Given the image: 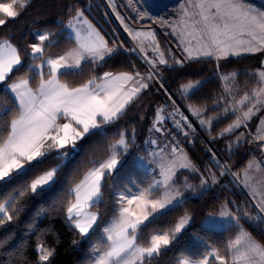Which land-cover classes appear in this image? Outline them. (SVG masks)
Wrapping results in <instances>:
<instances>
[{"label": "trees", "instance_id": "obj_1", "mask_svg": "<svg viewBox=\"0 0 264 264\" xmlns=\"http://www.w3.org/2000/svg\"><path fill=\"white\" fill-rule=\"evenodd\" d=\"M113 1L122 12L128 13L136 21L126 4L127 0ZM121 2L124 5H120ZM76 10H82L88 16L109 46L115 41L119 53L99 66L82 63V74L60 76L62 83L78 87L93 76H102L104 72H139L141 76H145L144 74L150 71L106 11L103 0H31L18 17L8 19L5 25L0 26V41L8 40L17 48L25 65L20 71L14 68L9 79L0 83V103L11 106V94L7 91V85L25 75H31L27 71L28 65L41 63L30 56L31 45L40 43L39 35L35 32L37 29L51 34L43 45L45 57L62 55L75 46V43L67 38L65 25ZM156 36L160 51H164L169 58L167 64L156 65V68L188 111L189 106H192L201 110L200 117L211 118L209 126L201 125V120L189 111L226 159L230 169L241 174L242 181L243 170L249 162L262 157L263 141L253 138L247 126L243 124L231 133H224V129L239 117L238 112L232 109L233 100H240L246 92L251 94L252 89L258 87L254 73L257 68L262 67L260 61L264 52L230 57L220 64L212 58L187 60L173 34H166L158 29ZM171 51L174 56H170ZM221 71L236 73L230 83V91H227L222 81ZM198 78L203 79V83L192 93L185 95L182 85ZM38 82L37 76L31 84L32 87L35 88ZM147 82L149 87L125 108L117 121L103 125L102 132L91 133L78 140L75 150L71 146L64 150L53 149L45 157L39 158L41 162L34 161L31 166H26L30 167L27 174L17 176L9 184L0 182V203L10 196H15L16 203L12 208L19 209L14 213L10 208L9 213L13 215V220L0 225V264H38V248L41 245L54 250L50 264H90L94 259L95 249L105 248L101 239L102 229L118 214L119 194H137L152 183L155 173L137 165L135 155L148 152L145 141L156 119V112L163 104H167L170 98L156 78ZM12 115L14 113L10 112L7 119H11ZM161 115L163 116V112ZM120 133L125 134L130 149L128 153L120 155L119 168L102 181V203L90 207L98 214L96 226L87 237H83L67 219L66 209L71 199L67 193L92 167L109 157L111 145L119 140ZM184 150L197 165V171H177L174 182L183 192L184 200L170 210L163 211V215L158 214L159 219L143 229V238L138 240V243L146 245L154 231L173 228L185 214L190 216L191 224L177 234L168 248L153 258L151 264H180L183 259L201 260L208 256L211 249L218 250L221 256L229 257L228 244L236 237L240 227L232 225L217 230L202 223L207 215L219 214L226 203L237 208L243 226L264 245V219L255 220L256 207L251 198L229 174L221 176L218 168L213 166V153L199 134L194 144L184 147ZM60 152H67L68 155H58ZM52 168H58V171L50 186H45V191L26 193L22 198L16 196L17 191L24 190L33 179ZM209 169L216 174L217 183L209 184L208 179V184L201 188V176L207 178ZM157 194L154 193L153 196ZM208 264H219V261L211 257Z\"/></svg>", "mask_w": 264, "mask_h": 264}, {"label": "snow or ice", "instance_id": "obj_2", "mask_svg": "<svg viewBox=\"0 0 264 264\" xmlns=\"http://www.w3.org/2000/svg\"><path fill=\"white\" fill-rule=\"evenodd\" d=\"M30 2L31 0H0V26L5 25L8 19L18 17L20 11ZM163 6L166 7V5ZM188 8L194 11L189 13ZM181 13L177 24L172 26V30L173 34H179L183 38L182 43L188 45L184 48L187 60L197 59L200 56H214L220 60L229 55L239 56L241 53L264 51V10L251 5L247 0H194V2L189 0L188 7L181 5ZM138 16L141 19L155 20L146 6L142 13L138 12ZM118 19L122 20L119 16ZM160 22L167 24L163 18ZM65 28L68 30L67 38L76 45L74 48L57 57H45L43 45L49 40L51 34L39 35L40 43L31 45L30 56L33 60H40L41 63L28 65L27 71L31 75H25L7 85V91L11 94V106L0 103V182L3 184H9L17 176L27 174L30 167L26 165L31 166L34 161L41 162L39 158L45 157L53 149H65L71 146L75 150L78 140L91 133L102 132L103 125L117 121L125 108L149 87L147 81L154 78L156 65L168 63L157 47L154 49L157 52V59L148 61L152 68L146 77L141 76L139 72L119 74L104 72L102 76H93L79 87H70L67 83H62L59 77L82 74V63L102 65L107 59L118 54L119 48L115 41L112 46H109L108 41L91 25L82 10L75 11ZM125 30L129 31L135 39L143 37L140 39L141 52H144L142 45L145 41L155 44V34L151 30L132 32L127 27ZM193 41L197 42L196 48L192 47ZM176 63H182V61H176ZM24 67L17 48L8 40L0 41V83L9 79L14 68L20 71ZM45 68L47 72L44 71ZM235 75L231 73L228 76L222 75L221 78L229 80ZM37 76L39 82L33 88L31 84ZM254 76L257 78L258 87L252 89L251 94L246 92L237 101L239 105H250L248 110L242 113V119L238 117L233 124L224 129V133H231L242 124L246 127V121L259 110L258 106H264V67L258 69ZM97 79L100 83H97ZM128 83H132L133 86L127 88ZM196 84H199V81ZM196 84L184 85L182 92L188 93L190 89L196 87ZM163 111L164 109L160 108L156 112V119L153 122V128L156 131H160L157 125L163 123L164 118L161 115ZM189 111L196 116L201 114L200 109L192 106H189ZM10 112L14 115L11 119H7ZM177 113L178 109H175L173 115ZM179 115L185 121V125L190 128L187 117H184L182 113ZM59 120L67 122L58 123ZM200 123L210 125L211 120H201ZM175 124L178 129L181 128L179 120L175 121ZM260 133L261 129L258 128L256 139L264 140V135ZM119 135V140L111 145L109 158L99 163L97 167L91 168L80 183L69 189L67 193L71 197L66 209L67 219L74 224L83 237H87L90 230H94L93 226L98 220L97 213L86 211V209L102 203V181L116 169L119 163L117 156L127 152L129 141L124 133ZM184 135L187 136L188 133L185 132ZM151 143L156 142L151 141ZM166 147L169 146L166 145ZM170 147L171 159L164 155V149L150 153L149 163L156 162V158H159L160 175L163 179L153 181L137 194H130L131 198L123 193L119 194L118 214L102 229L101 239L105 243V248L103 251L100 248L95 249L100 254L94 264H151L153 258L168 248L172 240L188 224L190 217L185 214L179 218L173 228L154 231L146 245L138 243V240L143 238V229L159 219L156 213L160 209L170 210V206L174 207L182 203L183 192L174 187L173 177L176 170L185 168L197 171L183 149L175 145ZM58 155L66 157L68 153L60 152ZM212 160L213 166L218 168L221 176L231 175L235 181L249 188L254 199L259 197L256 199L255 207L259 213L264 214V184L253 185L249 176V170L252 169L254 162H249L247 168L243 170L241 181V174L232 173L228 165L215 159V154ZM255 163L259 170L264 161ZM57 171L58 168H52L37 176L24 190L17 191L16 196L22 198L26 193L36 194L38 191H45V186H50ZM208 179L213 184L217 183L216 174L211 169L208 170L207 178L201 176V188L208 184ZM154 193L159 194L158 199L149 198ZM14 203H16L15 196H10L0 203V225L5 221L13 220L9 209ZM132 205L140 209L139 214L132 210ZM12 210L14 213L19 211L18 208H12ZM163 214L160 213V215ZM219 216L221 218L219 222L210 218L208 223L239 227V217L228 209L227 204L221 208ZM255 219L259 221L264 219V216L258 214ZM227 251L230 254L227 258L221 256L216 249L210 251L208 256L219 261V264H229V262L230 264H264V245L253 240L242 227L237 237L229 242ZM39 253L38 264H50V257L54 255V250L41 245ZM208 256L201 260L185 259L180 264H208Z\"/></svg>", "mask_w": 264, "mask_h": 264}, {"label": "rangeland", "instance_id": "obj_3", "mask_svg": "<svg viewBox=\"0 0 264 264\" xmlns=\"http://www.w3.org/2000/svg\"><path fill=\"white\" fill-rule=\"evenodd\" d=\"M128 3L126 2V4H128V6L130 7V10L131 12L133 13V15L135 16V19L136 21H134L132 19V16H130L128 13L126 12H122L120 9H119V6L118 4L114 3L113 0H103L104 4H105V9L106 11L110 14V16L112 17V19H114L115 23L117 24L118 28L121 30V32L124 34V36L129 40L131 46L133 47V49H136L135 51L138 53V55L145 61L146 65L148 66L149 70H151L152 68V65L150 63H148L149 60H156L157 59V52L154 51L155 48L158 47V51L159 53H163V58L165 60H169L168 56L166 55V53L163 51L161 52L160 49H159V45H158V42H157V36H156V31L158 29L160 30H163V32H165L166 34H173V30H172V26L173 25H176L180 16H181V5L183 4L185 7H188V4H189V0H162V2H156V0H127ZM125 2V1H124ZM192 2H194V0H192ZM248 3H250L251 5H254L256 6L258 9L260 10H264V0H247ZM120 5H124L123 2H121ZM157 5H160V6H157ZM163 5H166V7H164ZM145 6L150 10L151 12V15L155 18V20L153 19H148V18H143L141 19L139 16H138V12L142 13L144 11V8ZM125 8V7H124ZM188 11L189 13H192L194 11V9L192 8H188ZM84 16L87 18V20L91 23V25L96 29V26L93 24V22L88 18L87 15L84 14ZM118 16L121 19H118ZM161 18H163V20L167 21V24H162L160 21H161ZM123 21V22H122ZM127 27V29L131 30L132 32H148L149 30H151L154 34H155V44H151L149 41H145L144 44L142 45V47L144 48V52H141L140 51V39H143V37L139 38V39H135L132 35L129 34V31H126L125 28ZM36 34L38 35H41V34H45V33H48L44 30H41V29H37L36 31ZM100 33V32H99ZM102 33H100L101 35ZM174 37L176 38L177 40V43H178V46L180 47V49L184 52L185 54V58H186V55L187 53L184 51V48L187 47L188 45L186 43H182V37L179 35V34H173ZM103 36V34L101 35ZM104 37V36H103ZM245 39H247V37H244ZM206 39V38H205ZM76 46V45H75ZM74 46V47H75ZM198 45H197V42L196 41H193L192 42V47L193 48H196ZM73 47V48H74ZM264 51H258V52H254V53H263ZM170 56H174L172 54V51L169 53ZM243 54H248V53H241L240 55H243ZM239 55V56H240ZM53 57H57V56H53ZM147 57V59L145 58ZM230 57H237V56H233V55H229L228 57L226 58H223V59H220V60H217L214 56L213 57H205V56H200L198 58H212L214 59L218 64H220V62H224L225 60H227L228 58ZM173 58V57H172ZM170 57V59H172ZM159 65V64H157ZM262 68V67H260ZM260 68H257L260 69ZM45 70V69H44ZM256 70V71H257ZM231 73H235L234 71H231L230 73H226V72H223L221 71L220 72V76L222 77V75L224 76H228L230 75ZM150 74V71L149 72H146L144 75L145 76H148ZM236 74V73H235ZM154 78H156L159 83L162 85V87L164 88V90L167 92L170 100L167 102V104H170V105H174V106H179L183 109H186L180 99L176 96V94L174 93V91L171 89V87L169 86V84L167 83V81L165 80V78L160 74L159 72V69L156 68V74L154 76ZM234 78V77H233ZM233 78H230L229 80H224L222 79V81L224 82V85L226 86V89L227 91H230L231 90V87H230V83L231 81L233 80ZM199 81V84H196V82ZM203 79H195V80H192V81H189L188 83H193V84H196V87L193 88V89H190L188 91V93H184L185 95H188L190 93H192L194 90H196L202 83H203ZM186 83V84H188ZM184 84V85H186ZM182 85V87L184 86ZM174 96V97H173ZM234 98V97H233ZM239 101V100H237ZM237 101H234L233 100V104H232V109H236V112H238V115L239 117L242 119V113L243 112H246L248 110V106L250 105H247V107H245L246 105H239L237 104ZM175 102V103H173ZM259 107V110L258 111H255V114L252 116V118L248 121H246V124H247V129L248 131L250 132L251 136L253 138L256 139L257 137V129H261V135H264V123H262V121H264V106H258ZM187 110V109H186ZM188 111V110H187ZM189 113V111H188ZM190 116L192 117V119L194 120V123L196 125V129L198 131V134L199 136L201 137V139L204 141V143L208 146V148L211 150V152L213 154H215V158L216 160H219L222 164H226L228 165L226 159L221 155V153L218 151V149L214 146L213 142L211 141V139L206 135V133L202 130V128L200 127V125L197 123V121L194 119L193 115L190 113ZM198 119L200 120H204V121H209L211 120V118H203V117H200V116H197ZM237 120V119H236ZM235 120V121H236ZM63 122V121H61ZM205 126H209L208 124H205ZM153 128V126H152ZM126 137V136H125ZM127 139V138H126ZM257 140V139H256ZM263 141V140H262ZM128 149L129 146H128ZM128 149H127V152L128 153ZM216 149L220 155L224 158V160H221L219 158V156L216 154L215 150ZM186 151V150H185ZM262 152V151H261ZM150 151H148L146 154H142V153H138L135 155V160H136V163L137 165L141 166V167H144L145 169L147 170H151L153 172H155L153 174V177H152V182L155 181V180H161L163 179V177L160 175V167H159V164H160V160L159 158H156V162H153V163H149V159H150ZM111 154V153H110ZM170 153L169 152H164V155L168 158V159H171L172 157L169 155ZM187 154V153H186ZM110 156V155H109ZM262 157H257V158H254L252 160L253 163V167L252 169L249 170V176L251 177V183L253 185H257V184H264V164H261L260 166V169L258 170L256 168V163L255 162H261V161H264V155L262 153L261 155ZM188 159L192 162V164L196 167V164L189 158V156L187 155ZM109 158V157H108ZM107 158V159H108ZM138 158H143V159H138ZM107 159H105L104 161H106ZM117 159L119 161L117 167L115 170H117L121 164V160H120V155L117 156ZM102 161V162H104ZM229 167V165H228ZM180 169H185V168H178L175 172V176L173 177V181L175 180L176 178V174H177V171L180 170ZM230 169V167H229ZM113 170V171H115ZM230 171L232 173H234L231 169ZM85 176V175H84ZM231 176V175H230ZM232 177V176H231ZM233 179V177H232ZM234 180V179H233ZM234 182L240 187L242 188V190L248 195L249 198H251L253 204L255 205L256 204V199H259V197H257L256 199L253 198V195L250 193V190L249 188H246L244 186L243 183L241 182H238V181H235ZM51 183V182H50ZM80 183V181L78 182ZM77 183V184H78ZM212 183V181L209 179V184ZM174 187L179 189L175 182H174ZM132 194V193H130ZM128 194L126 196H128L129 198H131V195ZM150 199L151 198H156L158 199L159 198V194H157L156 196H152V197H149ZM181 200L183 201L184 200V196L181 197ZM227 204V207L228 209L234 214L236 215L237 217H239V227L243 228V230L245 232H247L251 238L253 240H255L256 242H258L259 244H261L253 235L252 233L246 229L244 226H243V223L240 219V215H239V212L237 211V208H235V206L231 205V204ZM132 210L137 212V214H139L140 212V209L136 208L135 205H132ZM172 206H170L171 208ZM167 209H160L158 213H156V215L162 213L163 211H165ZM86 211H89V212H95L94 210H92L91 208H87ZM256 214H254V218L257 217V215H261V216H264V214H261L259 213V210L256 208ZM189 216V215H188ZM190 217V216H189ZM116 218V217H114ZM114 218H111L107 223H110ZM212 219L214 221H217L219 222L220 221V216L219 214H209L207 215L204 220H203V225L206 226V227H210V228H214V229H217V230H221V229H225L227 227H230L232 225H223L221 226L219 223H208L209 219ZM151 219V217H150ZM257 220V219H255ZM191 224V218L189 219V222L187 225H185V228H188ZM74 225V224H73ZM105 225V226H106ZM96 225L93 226V228L95 227ZM240 228L238 229V232H237V235L239 233V230ZM184 229H182L181 231H183ZM91 231V230H90ZM236 235V237H237ZM235 237V238H236ZM234 238V239H235ZM233 239V240H234ZM262 245V244H261ZM40 247V246H39ZM39 250V248H38ZM104 250V249H103ZM101 250V251H103ZM213 249H211L212 251ZM100 253H97L95 251V256H94V259L93 261L90 263V264H94V261L98 258ZM211 258V256H208V260ZM185 260V259H183Z\"/></svg>", "mask_w": 264, "mask_h": 264}, {"label": "built area", "instance_id": "obj_4", "mask_svg": "<svg viewBox=\"0 0 264 264\" xmlns=\"http://www.w3.org/2000/svg\"><path fill=\"white\" fill-rule=\"evenodd\" d=\"M163 123L157 125L160 128V131H156L154 128L150 130V134L145 141L146 148L148 151H159L160 149H164L165 151L171 150L172 145H175L181 149H184L186 146H191L194 144L196 140V136L198 135V131L196 129V125L194 120L188 113L186 109H183L179 106H172L170 104H163ZM175 109H178V113L173 115ZM179 113H182L184 117H187V123L191 125V127H187L185 125V121L181 118ZM179 120L181 123V128H177L175 121ZM63 123V122H61ZM188 133L187 136L184 133ZM151 141H155V144H152ZM168 145L169 147H166Z\"/></svg>", "mask_w": 264, "mask_h": 264}, {"label": "crops", "instance_id": "obj_5", "mask_svg": "<svg viewBox=\"0 0 264 264\" xmlns=\"http://www.w3.org/2000/svg\"><path fill=\"white\" fill-rule=\"evenodd\" d=\"M98 32H100L99 30H97ZM67 32H68V30H67ZM101 33V32H100ZM102 35V34H101ZM45 71V70H44ZM119 73H121V72H117V73H113V74H119ZM127 73H131V72H127ZM47 78V77H46ZM97 83H100V80H97ZM32 86V85H31ZM133 85H132V83H128V84H126V87L127 88H131ZM79 87V86H78ZM34 88V87H33ZM61 121H63V123L64 122H67V121H65V120H59L58 121V123H61ZM68 148V147H67ZM66 149V148H65ZM59 150H64V149H59ZM183 151H184V153H186V151L183 149ZM165 152H169L170 153V151H165ZM188 155V154H187ZM189 156V155H188ZM190 158V157H189ZM191 159V158H190ZM192 160V159H191ZM99 165V164H98ZM98 165H96V166H94V167H97ZM27 166V165H26ZM93 168V167H92ZM195 168H197V165H196V167ZM187 260H190V259H187Z\"/></svg>", "mask_w": 264, "mask_h": 264}, {"label": "water", "instance_id": "obj_6", "mask_svg": "<svg viewBox=\"0 0 264 264\" xmlns=\"http://www.w3.org/2000/svg\"><path fill=\"white\" fill-rule=\"evenodd\" d=\"M260 64H261L262 67H264V53H263V56H262V58H261ZM173 97H174V96H173ZM214 150H215L216 154L219 156V158H220L221 160H224V158L220 155V153H219L216 149H214ZM261 151H262V153H263V155H264V140H263V144H262V146H261Z\"/></svg>", "mask_w": 264, "mask_h": 264}, {"label": "bare ground", "instance_id": "obj_7", "mask_svg": "<svg viewBox=\"0 0 264 264\" xmlns=\"http://www.w3.org/2000/svg\"><path fill=\"white\" fill-rule=\"evenodd\" d=\"M166 1V0H165ZM168 1H170V0H168ZM156 2H162V0H156Z\"/></svg>", "mask_w": 264, "mask_h": 264}]
</instances>
